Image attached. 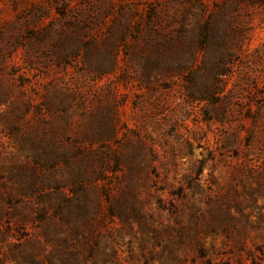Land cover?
I'll list each match as a JSON object with an SVG mask.
<instances>
[{"label": "rangeland", "instance_id": "obj_1", "mask_svg": "<svg viewBox=\"0 0 264 264\" xmlns=\"http://www.w3.org/2000/svg\"><path fill=\"white\" fill-rule=\"evenodd\" d=\"M0 264H264V0H0Z\"/></svg>", "mask_w": 264, "mask_h": 264}]
</instances>
